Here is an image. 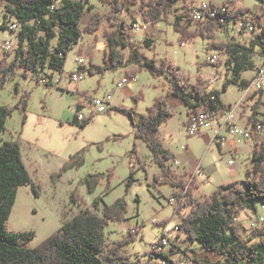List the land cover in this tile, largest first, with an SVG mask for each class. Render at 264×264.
I'll list each match as a JSON object with an SVG mask.
<instances>
[{
	"label": "rangeland",
	"instance_id": "374dc122",
	"mask_svg": "<svg viewBox=\"0 0 264 264\" xmlns=\"http://www.w3.org/2000/svg\"><path fill=\"white\" fill-rule=\"evenodd\" d=\"M196 1L213 2L217 6L235 3L249 9L245 16L248 20L250 16H258L259 22L264 25V4L260 0H182L176 4L174 14L168 21L156 24L144 21L138 5L121 13L120 17L127 21L126 32L132 35L133 40L141 44L145 37L154 38L155 45L149 49L143 48V51L158 61L168 57L183 73L186 81L192 83L197 76H202L208 82L217 78V82L211 84L212 88L221 91V98L227 105L234 106L242 102L237 114L238 117L241 114L240 118L244 123H252L250 116L255 114L253 106L262 93V103L256 108V118L264 121V92L253 88L248 93V89H242L238 84H230L224 90L227 70L223 62L226 56L211 47L208 38L197 36L185 44L179 39L180 34L173 24L174 16L187 11ZM90 3L94 4L95 10H86L82 26L89 22L94 12L107 14L110 11L109 4L103 0H90ZM4 14V5L0 3V59L4 56L2 42L8 39L17 41L15 32L2 27L3 22L7 21ZM134 20L146 24L147 29L134 28ZM238 21L236 24L229 21V32H216V40L232 39L235 36L247 45L251 43L256 34L238 31L233 27L238 26ZM193 23L197 24L198 21ZM106 26L107 23L104 27ZM57 41L58 32L54 43ZM105 44L103 29L95 35L84 33L80 42L74 44L68 53L65 72L55 74L62 75L60 85L47 86L38 81L37 75H18L0 87V105L14 107L12 116L7 120L6 131L1 135L0 146L6 140L18 141L31 176L30 184L20 186L17 191L15 206L6 221V227L18 233L34 232V237L26 242L32 248L59 230L66 219L77 214L81 208L89 206L95 210L93 202L96 198H103L100 208L105 204L111 205L118 198H124L127 203L125 218L131 219L126 224L110 221L106 227V240L119 241L131 232L136 235V240L126 243L123 250L131 254L132 261L161 264L162 258L155 257L153 260L150 253L153 250L152 243L161 231L166 232L167 226L171 229L168 237L173 236L172 241L182 250L190 252L192 248L200 246L197 241L188 239L185 233L181 234L178 229H173L177 222H181L178 208L183 201L176 207L170 202V198L177 188L156 181L155 177L161 173V167L154 160L145 141L136 139L135 127L130 117L112 108L107 112L91 115L89 103L91 97L111 94L114 106L136 109L135 121L138 122L140 115L147 112L156 97L166 94L170 85L167 78L153 77L146 69H139L135 78H132L127 76L123 68L93 76L86 72L78 83H70L67 76L77 68L76 58L82 57L85 65L90 62L103 64ZM212 54L217 57L215 63L222 61L219 66L208 62V56ZM254 58L257 67L244 72L243 77L246 79H253L257 69H264V57L256 54ZM121 78L127 79L124 87L117 85ZM26 93L28 102L23 111L16 108V104L25 100ZM78 103L84 105L85 115L93 117L85 127L73 122ZM168 109L174 115L159 127L160 137L179 160L173 168L180 173L187 170L180 174L185 177L187 185L191 184L194 175L197 177L195 197L210 196L222 183L246 178V170L253 167L254 148L264 139V129L254 137H258L257 142L254 138L243 140L240 137L231 142L233 137L229 135L228 142L220 149L215 143L213 130L207 129L201 135H190L187 132L185 124L189 121L190 113L188 115L187 105L180 97L169 96ZM135 146L136 153L133 151ZM230 160L235 164L231 165ZM131 169H134L135 180L127 187L126 179ZM96 173H104V176L91 192L85 178ZM72 193L78 195L80 200L74 202ZM238 216L236 224L247 235L251 228H255L252 223L264 218V204L258 201L256 209L245 207ZM202 256L210 260L219 257L207 251ZM192 261L189 263L194 264Z\"/></svg>",
	"mask_w": 264,
	"mask_h": 264
},
{
	"label": "trees",
	"instance_id": "16d2710c",
	"mask_svg": "<svg viewBox=\"0 0 264 264\" xmlns=\"http://www.w3.org/2000/svg\"><path fill=\"white\" fill-rule=\"evenodd\" d=\"M103 1L109 4L110 11L107 14L94 12L89 22L82 26L86 10H95L90 0H0L7 18L2 27L9 29L8 21L19 23L18 29L14 31L17 38L15 48L4 51V56L0 59V87L18 75H37L38 79L42 72L50 73V77L57 72L63 74L66 58L73 45L80 42L84 33L95 35L103 29L106 41L103 64L90 62L89 65L80 66L82 72H89L93 76L102 75L107 70L116 71L123 68L127 76L134 78L139 69H146L153 77L167 78L170 85L166 94L156 97L147 112L140 115L138 122L135 121L134 107L127 109L113 106L112 109L130 117L136 138L145 141L150 148L154 160L162 170L155 177L156 181L178 187L179 191L174 194L178 197L186 191L183 203L178 208L181 222L177 224V228L179 233H185L188 239L200 244L192 260L198 264H264V224L251 228L249 233L244 235L238 224L233 223L234 216L241 213L245 207L256 209L258 201L264 204V139L252 154L253 167L246 170L244 180L222 183L212 195L195 197V175L188 186L185 177L172 167V161L176 159L175 154L166 147L160 137V125L174 115L168 109V97H180L187 105L188 115L196 112L190 111L191 108L222 112L233 105H227L221 98V91L212 88L202 76H197L196 80L190 83L168 57L158 61L155 57L148 56L143 48H152L155 39L145 37L141 44L133 40L132 35L126 32L127 21L120 17L121 13L138 5L144 21L154 24L168 21L174 14L176 4L182 0ZM260 2L264 4V0ZM230 5V11L218 12L216 16L206 14L197 24L193 23L187 8V11L174 16L173 24L183 44L197 36L208 38L210 46L226 56L223 62L227 70L224 90L230 84H238L242 89H247L252 79L244 78V72L256 69V54L264 57V25L258 19L262 31L255 33L256 36L248 45L235 36L232 39L216 40V32H229V21L232 20L236 24L238 20L248 19L245 17L249 13L248 8L239 7L235 3ZM10 18L13 20H9ZM135 22L136 20L133 21ZM57 32L58 41L54 43ZM242 32L245 33L244 30ZM218 63L213 65L219 66L222 61ZM38 81L40 82L39 79ZM261 92H264V89ZM27 97L26 93L25 100L16 104V108L24 111ZM140 97L141 94L138 98ZM259 103H262V93L253 106L255 114L250 116L252 124L259 121L256 118ZM83 107V104L78 103L77 110ZM13 112L14 107L0 105V138L6 131L7 120ZM78 118L76 114L73 122L85 127L93 117L89 116L82 121ZM20 146L16 140H6L0 146V264H140L139 261H132L131 254L123 250L126 243L136 240L135 234L130 232L119 241L106 240V227L110 221L121 223L127 219V203L124 198H118L111 205L105 204L103 208H100L103 198H96L93 202L95 210L89 206L81 208L77 214L67 218L59 230L36 247L30 248L26 245V242L34 237V232L18 233L8 230L6 221L15 206L17 191L20 186L31 182ZM218 147L222 148L220 142ZM136 150L135 146L133 151L136 153ZM103 176L104 173H96L85 178L91 192ZM134 180V169H131L126 179L127 187ZM71 198L74 202L80 200L74 193ZM168 239L172 244L169 251L152 250L150 253L151 258H162L161 264L162 261L165 263V259L168 261L165 264H175L177 259L171 256L175 248L181 249L178 244H174L172 238ZM206 250L221 257L215 261L199 258L198 255ZM183 252L186 253L187 250Z\"/></svg>",
	"mask_w": 264,
	"mask_h": 264
},
{
	"label": "built area",
	"instance_id": "2783aa9c",
	"mask_svg": "<svg viewBox=\"0 0 264 264\" xmlns=\"http://www.w3.org/2000/svg\"><path fill=\"white\" fill-rule=\"evenodd\" d=\"M232 9L230 3H223L222 5L215 6L211 2L207 1H196L194 4L189 6L188 14L193 19V21H200L205 17L206 14H210L212 16H216V12H228ZM224 22V20H221ZM19 23L17 21H11L9 23V30L14 32L18 29ZM133 27L136 29H147V25L143 23H139L136 21L133 23ZM238 31L242 32L243 30L247 34L260 33L262 28L259 27L258 24V16H250L249 20H243L242 24L239 26H234ZM16 42L12 39H8L2 42V47L4 51H11L15 48ZM77 68L68 74V79L70 82H79L84 77V72H82L79 68L80 66L85 65V61L82 57L76 58ZM208 62L215 64L217 62V57L215 55L208 56ZM50 73L42 72L38 75V79L40 82L45 84L60 85L62 75L52 74L50 77ZM135 78V77H134ZM263 80H264V69H257L255 77L252 79L251 85L247 88L248 93L251 92V89H255L257 91H261L263 89ZM127 79L121 78L117 85L119 87H124ZM217 82V78L211 79L209 84H215ZM246 93V94H248ZM241 101L236 103L233 107L229 109H225L224 111H212L206 109H197L191 108L190 111H196L197 121H186L187 132L190 135H201L205 130L211 129L214 132V140L218 142L225 141L228 135L240 137L243 140H248L254 138L259 131L264 129V121H258L255 124L252 123H244L241 125L238 122V114L237 109L241 106ZM91 107V115L98 114L101 112L109 111L114 105L112 102V95L106 94L104 97H91L90 103ZM77 114L79 116L78 120L82 121L89 116L85 115L83 112V108L77 110ZM215 123L218 124V127L215 128ZM225 126L227 130V135L222 133V127ZM179 163L178 159L172 161V167L176 166ZM230 164L233 163L232 160L229 161ZM185 193L180 197L177 195H173L170 198V202L173 203L176 207L180 205V203L184 200ZM239 220V216L235 215L233 218V223L236 224ZM253 226L259 227L264 224V218L261 217L257 221H254ZM173 229H178L177 225L173 226ZM171 232V229L168 228L166 232L161 231L158 235V238L152 243V247L163 246L169 247L170 240H168V233ZM168 262L165 259V263ZM177 264H187L184 258L177 259Z\"/></svg>",
	"mask_w": 264,
	"mask_h": 264
},
{
	"label": "crops",
	"instance_id": "0c3cea01",
	"mask_svg": "<svg viewBox=\"0 0 264 264\" xmlns=\"http://www.w3.org/2000/svg\"><path fill=\"white\" fill-rule=\"evenodd\" d=\"M12 33H14V32H12ZM71 83V82H70ZM251 93V92H250ZM171 96H173V95H171ZM248 96V95H247ZM247 96H245V97H247ZM176 97V96H175ZM244 97V98H245ZM168 105H169V97H168ZM240 115L241 114H239V117H238V122L241 124V125H244V122L241 120V118H240ZM259 121H261V120H259ZM186 125V124H185ZM215 125V128H217L218 127V124L217 123H215L214 124ZM161 126V125H160ZM222 133H224V134H228L227 133V130H226V128H225V126H223L222 127ZM214 134V133H213ZM229 136V135H228ZM214 137H215V135H214ZM233 138H232V140H231V142H235V140H237V136H232ZM257 138L258 137H256V138H254L255 140H256V142H257ZM137 139V138H136ZM228 142V140L226 139L225 141H222V142H220V144H221V147L223 148L224 147V145L226 144ZM231 142H229V143H231ZM215 143L217 144V146H218V141H215ZM236 147V149L238 150V147L237 146H235ZM254 148V147H253ZM253 148H252V150H253ZM255 149V148H254ZM233 164H235V162H233L231 165H233ZM187 170H185L184 171V173L186 172ZM180 173V172H179ZM184 173H180V174H184ZM196 180H197V177H196ZM177 189H176V191H174V193H173V195L175 194V192H177V191H179V188L178 187H176ZM139 200V199H138ZM131 218H128V219H126L124 222H121L122 224H126L127 223V221H129ZM177 224H179L178 222L175 224V225H177ZM177 235V234H176ZM172 238V240H173V236L171 237ZM174 244H177L176 242H174ZM171 246H172V244L170 243V245H169V250H170V248H171ZM199 247H197V248H195V249H193L192 248V250H190V252H186V253H184L183 252V250H181V249H178V248H175V250H174V253L172 254V258L173 259H180V258H184L185 260H186V263L187 264H190L189 263V261L191 260L192 261V257L194 256V252H195V250H197ZM168 250V251H169ZM207 252H208V250H206ZM210 252V251H209ZM208 252V253H209ZM181 254H183V256L181 255ZM187 254V256H185ZM202 254L203 253H201V254H199L198 256H199V258H207V257H203L202 256ZM176 255L178 256V257H176ZM218 255V254H217ZM181 256V257H180ZM219 257H216V259L215 260H218L221 256L220 255H218ZM208 259V258H207ZM153 260H155L154 258H153ZM152 260V261H153ZM215 260H213V261H215ZM194 264H198V263H196V262H194V261H192ZM153 262H151V264H152Z\"/></svg>",
	"mask_w": 264,
	"mask_h": 264
},
{
	"label": "bare ground",
	"instance_id": "6f19581e",
	"mask_svg": "<svg viewBox=\"0 0 264 264\" xmlns=\"http://www.w3.org/2000/svg\"><path fill=\"white\" fill-rule=\"evenodd\" d=\"M217 13L218 12H216V15H217ZM224 15V14H223ZM243 20L244 19H241L240 21H239V23L238 24H242L243 23ZM248 20V19H247ZM239 26V25H238ZM189 121H197V114H196V112H192L191 113V115H190V118H189ZM169 240V239H168ZM153 250L154 251H162V252H164V251H166V247H163V246H157V247H153ZM165 264V263H164ZM175 264H177V262L175 263Z\"/></svg>",
	"mask_w": 264,
	"mask_h": 264
}]
</instances>
